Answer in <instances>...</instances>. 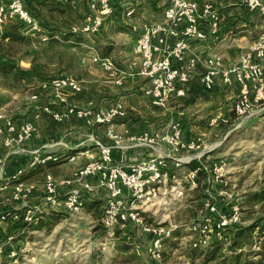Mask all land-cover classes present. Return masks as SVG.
<instances>
[{"label": "rangeland", "instance_id": "1", "mask_svg": "<svg viewBox=\"0 0 264 264\" xmlns=\"http://www.w3.org/2000/svg\"><path fill=\"white\" fill-rule=\"evenodd\" d=\"M160 1L146 0L145 16L140 17L138 22L135 21L136 15L127 17L132 21L131 25L121 18L108 17L97 34L71 32L73 35L68 40L64 41L61 35L59 38L63 41L51 45L23 30L22 38L11 44L2 39L0 45L11 51L22 67L30 68L32 60L37 57L39 62L47 63L43 77L70 75L78 79L82 87L85 85L90 94L95 93L96 80H107L109 75L94 60V55L98 52L101 56H111L117 65L127 67L123 60L131 58L134 52V39H138L140 25L145 20L163 19V4ZM24 4L40 22H45L43 26L46 28L59 26L72 30L73 25H82L91 14L86 0H24ZM247 24L250 32L247 35L249 41L245 44L248 46L251 43L249 51L252 42L264 32V12H257ZM10 26V23L2 25L0 35ZM43 80L19 82L9 87L6 79L0 76V111L16 118L26 116L28 112L25 110L28 104L33 103V94L40 95L47 90L42 87ZM225 91L227 100L218 102L221 101L218 97L214 103L210 99L212 96L207 94L213 95V90H205L193 74L186 86V95L172 97L166 107L154 105L145 96L152 110L146 117L154 134L172 132L171 123L179 121L186 139L204 138V142L196 148L187 149L195 154L206 151L203 163L224 157L229 160V170L223 180L209 171L201 172V181L198 180L192 188L185 173L193 165L185 163L181 168L171 165V170L178 171V181L186 189L184 197L172 209L156 204L145 214L148 222H160L178 231L165 241L161 263L198 264L201 261L200 257L195 260L190 257L194 248L190 242V226L198 218L202 201L210 197L220 201L222 209L232 204L241 207V223L252 226L251 240L241 250L251 259L262 258L264 264V100L254 101L252 111L238 115L233 105L239 96L240 85H228ZM136 94L139 92L136 91ZM214 119V124H211ZM187 150L184 149V155H187ZM63 168L54 167L49 171L53 173V170L62 171ZM46 173L41 170L29 175L26 178L29 182L23 180L28 184L44 182ZM97 195L95 201L88 200L80 211L70 212L63 204L36 207L30 202L34 196L32 188L30 194L17 199L21 202L17 209L0 207V218L5 222L0 224V264H137L144 260L159 264L146 253L138 254L135 249L137 241L144 247L148 246L150 236L137 228L121 225L107 227L102 223L101 216L108 197L105 192ZM12 198L15 200L14 195ZM36 208L39 210L37 217L28 222L26 213ZM47 214L52 217L49 224L36 228L35 223L45 219ZM222 241L223 251L228 250V236Z\"/></svg>", "mask_w": 264, "mask_h": 264}, {"label": "built area", "instance_id": "2", "mask_svg": "<svg viewBox=\"0 0 264 264\" xmlns=\"http://www.w3.org/2000/svg\"><path fill=\"white\" fill-rule=\"evenodd\" d=\"M138 0H86L91 11L90 16L82 25H73V32L97 34L103 27L105 20L110 17L117 4L124 7L126 16L134 15L135 3ZM163 4V19L158 21H144L141 32L134 46L135 53L140 57V73L150 79V85L145 88V95L158 107H166L174 96L186 95V86L193 74L203 64L199 84L208 91L214 90L218 80L223 85H240V93L233 105L238 115L249 113L254 108V101L264 100V32L253 44L249 51L242 53L239 60L231 65H224L222 54L210 53L203 58L193 50L197 43L215 40L220 35L224 18V10L230 6H241L254 12H264V0H161ZM18 20L25 31L41 38L43 42L50 36L43 32L39 19L25 6L24 0H7L0 3V27L8 21ZM94 60L109 73L117 71L112 58L101 56L98 52ZM44 89H56L78 95L83 91L81 82L70 75H56L42 81ZM36 96V95H35ZM42 113L48 114L55 121H64L72 115L89 117L99 123L112 122L118 115H125L121 104L111 106L107 110H93L68 103L61 109L57 101H50L41 107L36 117ZM212 121L211 124H214ZM36 131V124L32 120L17 124L15 120L4 112L0 113V133L5 134L4 145L13 147L31 138ZM168 133H151L144 131L140 135L129 136L134 144L147 143L155 145L158 142H169L175 151L194 149L197 141L185 142L182 125L179 121L171 123ZM115 138L112 144L97 140L99 153L90 148L83 150L89 160L70 177L57 179L48 173L45 181L46 201L53 205L62 203L70 212H78L85 205V197L93 190L92 176H98L100 186L108 192L107 203L102 212L101 221L107 227L116 225L140 229L151 237L148 246L140 242L135 243L138 254L146 253L152 261L161 263L165 241L173 236L175 227L163 225L160 222H148L145 214L150 207L161 204L165 209H172L185 194V187L178 181V171L171 170V165L182 167L191 163L185 174L190 187H194L199 174L209 171L223 180L229 170V160L224 157L208 164L202 162V155L178 156L171 152L167 154H150L130 165L114 162L113 148L120 144V137L110 131ZM70 156V160L76 159ZM58 155L46 157L37 156L31 163H45L47 160L58 161ZM6 168V157L0 155V174ZM26 168L14 173V198L20 199L32 192L33 186L22 178ZM68 185L64 198L60 197V187ZM220 201L208 199L204 202L198 218L190 226L193 247H206L214 239L224 240L226 230L241 224L242 212L238 204H232L222 209ZM38 209L29 210L25 219L35 220ZM4 217V216H3ZM137 264H154L151 261H139Z\"/></svg>", "mask_w": 264, "mask_h": 264}, {"label": "crops", "instance_id": "3", "mask_svg": "<svg viewBox=\"0 0 264 264\" xmlns=\"http://www.w3.org/2000/svg\"><path fill=\"white\" fill-rule=\"evenodd\" d=\"M4 1L7 0H0V3ZM120 7L121 5L117 4L114 13L110 17L121 18V20L123 19L126 23L131 25L130 23L132 21L127 20L128 16H126L124 9L122 7L121 9ZM146 7V0L137 1L135 6L136 11L134 13V15H136V22L145 16L147 12ZM223 14L224 18L219 37L215 40L211 39L210 41H207V43H197L193 46V50L199 53L203 58H206L210 53L218 52L223 56V64L231 65L239 60L242 53L248 51V47L251 43L248 46L245 44L246 41H249L247 35L248 32H250L247 27V22L251 20L252 17H255L257 12L248 11L241 6H230L224 10ZM133 26L134 29H137L136 25ZM255 41L256 40L252 42L251 47ZM134 42H136L135 39ZM235 42L238 43L235 45ZM133 53H131V58H125V60H123L127 67H121L116 64L117 71L114 74L107 72L109 75L106 78L107 80H96L95 93L90 94V92L86 90L85 85L83 91L78 95H73L70 92L59 89L45 90L40 93V95L33 94V103L28 104V107L25 110L28 112L26 116H19V118H16L11 114H7L5 111H0V113L4 112L7 115H10L17 124L27 120H32L36 124L34 135L22 144L13 147L4 145L5 134L0 133V155L6 157V168L4 172L0 174V207L4 208L10 206V208L17 209L20 206L21 202L12 198L14 195L15 184L12 177L19 169L26 168L22 175V178L26 181L28 180L26 178L31 174L42 170L47 171V176L48 173H52L49 170L61 166H64L65 168H63L62 171L53 170L54 174H52L57 179L70 177L77 169L81 168L89 160V157L83 154L84 149L90 148L95 152V155H97L99 153L96 144L97 140H101L108 144L115 142V138L111 136V130L114 134L120 137L121 140L120 144L115 146L112 151L114 162L117 164L127 166L140 161L150 154H167L173 152L178 156L187 157L206 154V151L199 152L200 154H195L192 150L186 149L188 153L187 155H184V149L175 151L174 147L167 142H158L155 145H149L147 143L134 144L132 142L133 146H131V140L129 139L130 135H140L144 131L153 133L149 118L146 117V115L148 116L152 110L150 105L147 104L144 92L145 88L150 85V79L140 73V57L136 53ZM107 57L112 58L111 56ZM204 70L205 66L202 64L194 73L198 83ZM217 86L220 87H218V89L216 87L213 90V95L207 93L208 96H212L210 99L214 103L219 98L221 101L218 102L227 100V92L225 91L226 86L223 85L220 80H218ZM136 91H138L139 94H136ZM93 97H95L94 103ZM50 101H57V107L61 109H63L66 104L72 103L79 107L92 108L96 111L107 110L111 106L121 104L126 113L125 115H118L112 122L105 123H99L93 121L89 117H79L77 115H72L64 121H55L45 113H42L41 117H36V113L40 111L41 107ZM219 107L221 106H217V108ZM183 139L185 142L195 140L197 141V145L204 142L203 137L186 139L185 136H183ZM48 155H58L60 159L58 161L47 160L45 163L40 162L33 166L29 165L37 156L46 157ZM72 155H76V159L70 160L69 158ZM209 155L210 154H208V156ZM89 180L92 182L93 190L85 197V203H87L88 200V202L95 201L99 196L97 194L105 192V194L108 195L106 189L100 186L98 176H92ZM45 181H38V183L33 182L34 184L31 182L34 196L31 198L32 200H30V202L36 207H38L37 205H53L46 201ZM34 185H38V187L35 188ZM68 187V185L60 187L61 198L65 197ZM42 193L43 195H41ZM2 223L5 222L0 218V224Z\"/></svg>", "mask_w": 264, "mask_h": 264}, {"label": "trees", "instance_id": "4", "mask_svg": "<svg viewBox=\"0 0 264 264\" xmlns=\"http://www.w3.org/2000/svg\"><path fill=\"white\" fill-rule=\"evenodd\" d=\"M8 23H10L11 26L5 33L0 35V40L7 39V44H11V42L22 38L21 36L23 35H21V33L23 30H25V27L18 20L6 22V24ZM40 23L43 28V32L50 36L48 42H50L51 45L62 42L63 40L59 38L61 35L64 38V41L68 40V38L73 35V33H71L73 32L71 29L67 31L59 28V26L46 28L43 26L45 24L44 21H41ZM46 69L47 63L39 62L37 57L32 60L30 68L22 67L13 57L11 51H8V49L3 45H0V76L6 79L9 87H13L19 82L31 83L35 79L40 78V80H43L44 78L48 79L52 77L42 76ZM202 202V205L204 206L205 200ZM51 218V215L47 214L45 219L41 218L37 223H35L36 228L46 226L49 224V220ZM175 230L176 229L173 230V234H178V231ZM251 230L252 226H246L242 223L233 227H229L226 230V235L230 241L228 250L223 251L224 242L222 240L220 241L218 239H214L204 248H192L190 257L193 260H195L197 257H200L201 261L198 264H263L262 258L258 260L251 259L250 257L246 256L245 251L241 250L244 244L250 242L252 236ZM199 249L203 250L199 251Z\"/></svg>", "mask_w": 264, "mask_h": 264}]
</instances>
